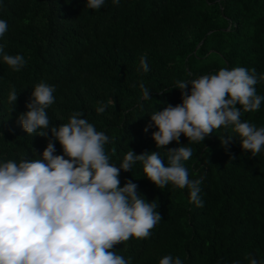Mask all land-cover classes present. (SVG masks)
I'll use <instances>...</instances> for the list:
<instances>
[{"label": "trees", "instance_id": "1", "mask_svg": "<svg viewBox=\"0 0 264 264\" xmlns=\"http://www.w3.org/2000/svg\"><path fill=\"white\" fill-rule=\"evenodd\" d=\"M86 4L0 0V20L8 24L0 44L26 61L17 72L0 57V163L40 159L52 139L50 128L67 124L75 112L109 137L105 153L117 167L129 150L158 152L169 166L168 149L191 148L183 164L190 180H201L202 206L190 202L187 188L153 184L137 161L130 171L121 170L120 187L137 184L141 198L158 205L161 220L148 238L130 237L113 250L130 264H159L165 256L182 264H249L253 258L264 264V146L253 157L233 126H221L201 142L182 134L179 144L157 148L152 133L158 129L149 126L153 113L182 102L177 81L221 69H255L254 87L264 97V0H105L96 10ZM40 83L55 86L54 103L46 109L47 136L37 135L39 129L25 133L18 123ZM13 88L18 98L9 104ZM101 106L105 111L98 113ZM241 121L264 127V100L259 110L242 112ZM228 136L233 138L226 149L220 139ZM54 143V155H63Z\"/></svg>", "mask_w": 264, "mask_h": 264}, {"label": "clouds", "instance_id": "2", "mask_svg": "<svg viewBox=\"0 0 264 264\" xmlns=\"http://www.w3.org/2000/svg\"><path fill=\"white\" fill-rule=\"evenodd\" d=\"M105 0H87V8L100 9ZM119 4V0H113ZM8 24L0 20V37ZM0 57L13 71L26 64L22 55H9L0 44ZM141 67L149 71L146 57ZM264 79V76L260 77ZM255 69L238 67L221 69L191 81H177L180 104H169L151 115L158 130L152 133L156 147L180 143L183 134L188 142H201L213 129L233 126L240 146L253 157L264 146V127L242 122V112L259 110L264 97L257 95ZM143 99H150L149 90L141 83ZM55 86L40 83L26 104L28 109L18 118L25 133L47 136L50 121L46 109L54 103ZM18 94L13 88L8 103L14 104ZM240 105L241 108H238ZM142 107V105H141ZM105 107L97 108L103 113ZM82 113L75 112L67 124L50 128L52 139L40 159L22 156L19 160L0 163V264H130L114 251V246L130 237L148 238L150 230L161 220L154 211L156 203L146 202L138 186L127 181L120 187V172H127L142 162L148 180L159 188L171 183L189 190L190 202L202 206L200 179L190 180L183 161L192 156L191 148L168 149L169 166L158 152L139 155L129 150L119 167L109 162L105 145L109 137L95 127ZM145 132L148 131L146 127ZM233 136L220 139L227 145ZM63 155H54L55 143ZM68 157L67 159L65 158ZM159 264H182L177 257L165 256ZM249 264H259L250 259Z\"/></svg>", "mask_w": 264, "mask_h": 264}]
</instances>
